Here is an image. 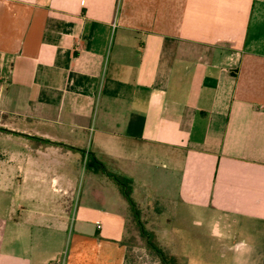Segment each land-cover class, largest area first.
Here are the masks:
<instances>
[{
	"label": "crops",
	"instance_id": "obj_1",
	"mask_svg": "<svg viewBox=\"0 0 264 264\" xmlns=\"http://www.w3.org/2000/svg\"><path fill=\"white\" fill-rule=\"evenodd\" d=\"M92 156L264 264V0H0V264L126 263Z\"/></svg>",
	"mask_w": 264,
	"mask_h": 264
},
{
	"label": "rangeland",
	"instance_id": "obj_2",
	"mask_svg": "<svg viewBox=\"0 0 264 264\" xmlns=\"http://www.w3.org/2000/svg\"><path fill=\"white\" fill-rule=\"evenodd\" d=\"M32 142L30 143L34 146L35 143ZM7 173L0 171V178L7 176ZM85 173L89 174L86 165ZM81 182L80 193L83 194L87 187V180L83 178ZM14 196L11 195V197ZM1 197L4 198V194H1ZM136 204L144 229L154 235L155 243L174 259V264H235L234 256L237 253L233 248L244 240L242 235H233L230 230L226 238H221L217 233L219 226L213 224L212 220L200 219L196 213L180 208L178 205L150 202L149 199ZM96 225L100 226L99 222H96ZM71 234L72 230L70 236ZM112 236L121 237L120 235ZM124 237L128 264H161L157 255L149 250L132 211L127 234ZM245 243L248 246L246 241ZM244 253L245 256L246 249Z\"/></svg>",
	"mask_w": 264,
	"mask_h": 264
},
{
	"label": "trees",
	"instance_id": "obj_3",
	"mask_svg": "<svg viewBox=\"0 0 264 264\" xmlns=\"http://www.w3.org/2000/svg\"><path fill=\"white\" fill-rule=\"evenodd\" d=\"M91 164H95V167L97 168L99 172H102L106 174L107 176L113 178V180L116 181V183L121 187L123 194L130 205V210L134 212L136 220L138 224L140 225L141 235L144 239H146L149 250H151L154 254L157 255V257L160 259L161 264H174V259L170 258V256L155 243L154 235L146 231L144 229L143 224L140 222V218H139L140 213H139L138 206L131 196L130 181L127 180L126 178L115 176L107 172L105 166L94 156L90 158V162L89 161L87 162L88 168H92ZM127 261H128V256L126 255L125 264H128Z\"/></svg>",
	"mask_w": 264,
	"mask_h": 264
},
{
	"label": "clouds",
	"instance_id": "obj_4",
	"mask_svg": "<svg viewBox=\"0 0 264 264\" xmlns=\"http://www.w3.org/2000/svg\"><path fill=\"white\" fill-rule=\"evenodd\" d=\"M251 251V249L248 248L245 242L241 241L239 244L235 245L233 250L235 253H237L236 256H234L235 264H245V261L242 259L244 256V250Z\"/></svg>",
	"mask_w": 264,
	"mask_h": 264
}]
</instances>
